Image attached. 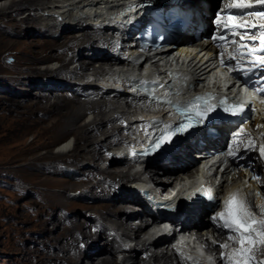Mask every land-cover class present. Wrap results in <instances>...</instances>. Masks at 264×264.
<instances>
[{
  "label": "bare ground",
  "instance_id": "1",
  "mask_svg": "<svg viewBox=\"0 0 264 264\" xmlns=\"http://www.w3.org/2000/svg\"><path fill=\"white\" fill-rule=\"evenodd\" d=\"M135 1L0 0V26L10 29L9 32L11 31L10 33L16 37L0 39V51H12L16 48L19 53L13 65L0 64V70L10 73L13 82L24 83L31 87L27 89L28 93L16 92V100L12 102L18 107L25 108L31 115L44 114L45 119L51 121L48 123L47 120L39 121L38 118L35 120L29 117V124L32 126L30 131L36 130L35 134L38 138L37 146H32V148L46 150L43 155L36 156L37 158L34 156L38 160L34 158L36 161H33L30 167L35 166V163H40L47 173L53 171L60 173L61 163L77 167L76 171H64L63 173L75 179L74 181L57 180L59 191L48 192L45 195L46 204L50 201L47 206L49 207L50 204L51 207L56 206L53 214L56 213L59 216L60 224L63 226V231L59 236L53 238L55 244L52 250L58 249V252L52 251L46 257L43 256L44 258L41 259L43 262L45 259V264H84L85 259L88 260L86 264H177L172 262L164 250L152 252L147 249L146 243L157 238V235L150 234L152 229L144 222L143 215L140 213L144 207L143 209L134 208V211L139 213L125 212L127 208H132V205L138 206L137 204L144 203L140 197L144 189L152 190L157 194L154 188L167 192L170 188L178 187L181 195H187L201 180L207 178L212 181L210 174L216 166V161L207 160L203 164L182 169L179 167L193 156L195 157L192 151L194 139L183 140L178 148L173 150L171 157L156 167L143 169L140 162L135 163L134 151L146 129L143 118L145 110L140 106H137V109L133 108L134 106L128 102L127 90L120 92L117 88L118 83L123 79L138 76V71L134 67L128 68L122 65L100 67L101 70L93 69L90 67L91 62L77 58L78 55L81 57L86 55L90 60H106L109 50H104L103 46L109 41L112 30L109 27L111 18L123 6ZM189 1L195 2L197 7L202 6L200 4L202 0ZM203 1L207 5L205 12L209 14L206 20L211 22L219 4L224 0H220V3L219 0ZM24 10H27L28 14L19 17L25 13ZM196 46L204 51L212 49V45L206 40L199 42ZM176 54L178 55L147 56V61H153L151 66H155L161 74L166 63H179L183 64L185 69L188 65L190 68H195L201 77L210 76L209 80L206 77L202 78L210 84L214 75L217 78L216 74L219 72L211 73L212 69L209 75H204L207 73L204 70L205 65L203 67L201 64L204 58H201L202 56L192 48L188 46L181 48ZM156 73L158 72L151 71L148 74L154 77ZM218 78L222 80V75ZM6 80H9V77H6ZM34 89L37 91H33ZM255 107L253 123L242 124L239 130L244 134L238 140L239 147L235 144L230 149L235 154V158L231 156V165L241 164L242 167L236 155L244 154L245 160L248 158L253 161L251 163L253 170L261 172L262 165L256 158V151L246 150L249 138L255 147L264 142V103H258ZM22 122L23 125L28 124L27 119ZM124 122L127 123L126 126L123 125ZM164 130L165 128L162 132ZM124 132L129 133L133 138L126 141L127 137L122 135ZM228 133H224L220 142L227 140ZM233 133L235 131L229 134ZM69 134L75 136L73 146L71 141L64 140ZM55 144L56 151L53 152L51 148ZM207 146L210 144L204 145L202 149L207 150L209 148ZM202 152H198L196 156ZM227 157L228 155H222L217 161L229 166ZM129 165L133 168L128 169ZM252 168L243 169L239 173L231 169L229 172H223L222 178L227 184H223L220 188V195L239 191L247 202L254 207L259 206L262 202L259 189L264 187V176L260 180L262 185L257 181L251 183L248 170ZM126 181H130V184H125ZM76 185L82 189L81 193L91 194L96 198L114 196L116 201L97 206L87 205V208L93 212L95 220L91 225L80 223L78 226L77 222L67 218L69 209L74 207V203L69 200L68 193ZM116 187H123V193L118 195ZM50 190L51 188L48 191ZM261 192L264 190L262 189ZM122 200L126 204H117ZM193 206L197 209L186 211V218L193 220L196 217L202 220L208 218V227L213 226L217 229V223L214 222L213 217L203 211L204 208L200 205ZM260 208L264 210V205L261 204ZM102 231L108 234V243L103 248L96 246L93 247L94 252H88L90 245L103 239ZM110 238L115 242L111 243ZM198 238L205 244L207 252L212 257L217 254L219 257L222 256L217 261L215 260V264H225L222 259L223 254L230 250L233 253L231 247L238 246L236 242L231 244V240L227 237L226 240L221 236L213 235L210 229L206 233H200ZM118 239L124 244L127 241H136V245L127 253L120 250L122 245L118 244ZM224 244L228 247H220ZM117 252L125 253V257L131 255L130 260L123 259L125 262H120L115 254ZM143 252L151 253L152 256L144 259ZM251 254L254 258L253 264H264L255 259L257 254L264 259V243L254 244Z\"/></svg>",
  "mask_w": 264,
  "mask_h": 264
},
{
  "label": "rangeland",
  "instance_id": "2",
  "mask_svg": "<svg viewBox=\"0 0 264 264\" xmlns=\"http://www.w3.org/2000/svg\"><path fill=\"white\" fill-rule=\"evenodd\" d=\"M24 12L19 17L28 14L27 10H24ZM9 30L0 26V39L16 38ZM89 54L92 55V53ZM18 55L16 48H13L12 51L2 50V52L0 51V64L11 66L18 59ZM79 56L77 58L91 62L90 67L93 69L98 68L101 70L107 67L106 63H100V60H90L86 55L85 57ZM6 77H9V80H6ZM67 82L70 83V81ZM29 88L31 87L24 83L13 82L10 73L0 70V264H45V259L43 262L41 258L46 257L49 252H58V249L52 250L54 248L53 244H55L53 238L59 236L63 231V226L60 224L59 216L56 213L53 214L56 206L51 207L50 204L48 207L47 204L50 201L46 204L45 195L48 192L55 193L59 191L57 180H75L63 174L64 171L77 170L76 165L66 163H61L60 173L54 171L47 173L43 166H40V163H35V166L30 167L33 161L38 160L36 158L39 155L46 152L42 148H37V150L32 148V146H37L38 138L35 134L36 130L30 131V128H32L29 124L30 118L35 120L38 118L39 121L47 120L48 123H51V121L45 119L44 114L31 115L25 108L18 107L17 104L12 102V100H16V92L28 93L27 89ZM33 91H37V89ZM26 119L29 126L28 124L23 125L22 121ZM126 124V122L123 123L124 126ZM122 135L127 137L125 138L126 141L133 138L129 133L124 132ZM64 140L71 141L72 146L75 144V136L72 134L67 135ZM51 150L56 151V144L53 145ZM127 168L132 169L133 167L129 165ZM125 184L129 185L130 181H126ZM50 188L51 190L48 191ZM116 188L118 195L123 193V187ZM81 191L82 189L76 185L68 193L69 200L74 203V207L69 209L67 218L77 222L78 226L80 223L91 225L95 220L93 212L87 208V205L97 206L116 201L114 196H98L96 198V196L92 197L91 194H84ZM117 204L124 205L126 203L122 200ZM135 207L137 206L132 205V208H127L125 213H139L134 211ZM101 234H103V239L90 245L87 249L88 252H94L93 247L103 248L106 246L109 236L104 231ZM109 241L112 243L115 240L110 238ZM133 244L134 242H126V245L130 247H135L136 244L134 246ZM115 254H117V260L120 262L125 258V253L117 252ZM119 254H123V257L118 258ZM257 255L255 259L264 262V259L260 257L261 255ZM87 261L85 259L84 264Z\"/></svg>",
  "mask_w": 264,
  "mask_h": 264
},
{
  "label": "snow or ice",
  "instance_id": "3",
  "mask_svg": "<svg viewBox=\"0 0 264 264\" xmlns=\"http://www.w3.org/2000/svg\"><path fill=\"white\" fill-rule=\"evenodd\" d=\"M227 11L222 10L215 19L217 33L213 36L216 47L219 49L218 62L228 71L239 72L248 82L258 85L255 87L257 93H264V0H224ZM236 10V11H233ZM259 9V10H257ZM255 17L261 23H241L246 17ZM243 29V31H242ZM255 29V31H249ZM236 36L240 40L235 39ZM228 37H232L228 39ZM229 45H235V51L228 52ZM228 55L230 61L235 64H225L224 56ZM260 77L258 79H253ZM204 97H197L186 108L177 106V111L186 116V122H182L176 128L165 126V130L159 135L151 148L145 154L158 151L163 146L171 144L173 138L182 134L191 127L203 123L209 113L215 111V106L207 102ZM204 101V103H201ZM171 103L170 101H159ZM221 107L224 112L232 116L242 114L246 108L242 104L221 100ZM252 110H255L254 107ZM193 117L195 123H193ZM239 147V142L237 143ZM256 150L251 138L248 140L246 150ZM259 153L264 158V145L259 147ZM229 155L235 158V154L229 151ZM254 179H259L254 177ZM212 198V197H210ZM217 225L227 230V238L238 241L239 251H234L226 260L225 264H253L252 247L257 242L264 243V220L257 219L247 208L246 202L240 199L239 191L233 193L223 205V211L213 217ZM227 248L228 245H221Z\"/></svg>",
  "mask_w": 264,
  "mask_h": 264
}]
</instances>
